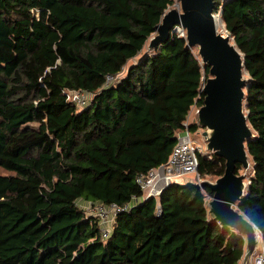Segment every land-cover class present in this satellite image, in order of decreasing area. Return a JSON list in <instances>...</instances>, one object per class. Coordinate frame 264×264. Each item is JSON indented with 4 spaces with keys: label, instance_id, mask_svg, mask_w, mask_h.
Wrapping results in <instances>:
<instances>
[{
    "label": "trees",
    "instance_id": "16d2710c",
    "mask_svg": "<svg viewBox=\"0 0 264 264\" xmlns=\"http://www.w3.org/2000/svg\"><path fill=\"white\" fill-rule=\"evenodd\" d=\"M174 3L0 0V264H241L246 241L210 213L207 186L144 200L136 181L200 129L185 123L209 68L182 25L125 69ZM216 13L245 57L254 175L239 210L264 241V0H216ZM198 172L219 178L225 161L199 154ZM89 202L132 209L103 240Z\"/></svg>",
    "mask_w": 264,
    "mask_h": 264
},
{
    "label": "water",
    "instance_id": "95a60500",
    "mask_svg": "<svg viewBox=\"0 0 264 264\" xmlns=\"http://www.w3.org/2000/svg\"><path fill=\"white\" fill-rule=\"evenodd\" d=\"M182 12L168 11L156 27L149 49L165 44L172 28L182 25L188 47H198L201 62L209 68L203 83L204 104L198 110L200 128L205 129L207 149L225 161V172L215 183L203 181L213 193L209 211L220 224L231 228L246 241L242 264L253 257L258 241V228L239 210L248 194L251 179L239 174L238 166L250 167L247 149L255 137L245 110L249 79L245 73V57L230 35L219 32L216 24V0H178ZM253 160V159H252ZM261 235V233H260Z\"/></svg>",
    "mask_w": 264,
    "mask_h": 264
},
{
    "label": "built area",
    "instance_id": "2783aa9c",
    "mask_svg": "<svg viewBox=\"0 0 264 264\" xmlns=\"http://www.w3.org/2000/svg\"><path fill=\"white\" fill-rule=\"evenodd\" d=\"M217 14L220 16L221 13H216L215 15L217 16ZM124 73L125 71L116 77L109 76L108 82L110 84H114L116 81L119 82ZM67 95L68 100L76 103L79 107L88 106L90 104V95L86 92H68ZM201 153V147L192 138L189 131L184 135L179 134L177 136V143L168 161L152 169L146 175L137 177L136 181L144 191V200L150 197L158 198L162 192L172 184H182L180 183V179L184 177H188L189 175L200 177L198 167L199 154ZM197 185H199V183H197ZM82 208L88 216L100 220L102 239L107 240L112 235L117 216L121 213L129 212L132 209V205L119 206L118 204L105 205L89 202L84 203ZM252 264H264L263 239L262 244L257 245V249L252 257Z\"/></svg>",
    "mask_w": 264,
    "mask_h": 264
},
{
    "label": "rangeland",
    "instance_id": "374dc122",
    "mask_svg": "<svg viewBox=\"0 0 264 264\" xmlns=\"http://www.w3.org/2000/svg\"><path fill=\"white\" fill-rule=\"evenodd\" d=\"M172 10H176L179 13L182 12L181 6H180V3L178 2V0H175V3L172 6H170V8L168 9V11H172ZM217 16L219 17L218 14H217ZM218 17H216V18H218ZM219 19L221 20V18H219ZM222 26H221V28H218V30L220 32H223L225 35H229V33L227 32V30L225 28L224 23H222ZM175 31H177V33L179 35L183 34V30L180 29V28H178V27L175 29ZM149 45H150V40L147 43V45H146L145 49L143 50V52L136 59L131 60L127 64V66L125 68L126 70H127V68L129 66H131L134 63H136L137 61H139V59H141L142 57H144L145 55H148L150 52L153 51V50H150L149 49ZM193 52L195 53V55L199 56V54H198V47L193 48ZM125 76H126V74L124 73L122 75V78H124ZM245 76H246V78L249 79L247 73H245ZM199 108L200 107H198L197 105H194L192 107V109H191V111L189 113V116L187 118V121L185 123L187 126L198 122V110H199ZM204 132H205V129L200 128L196 133H194V134H191L190 133V134H191L192 138L196 141V143L201 147V149H202V153L201 154L204 155V156H206L209 159H214L215 155L212 152L208 151V149H207V141H206V138L203 135ZM180 134L181 135L187 134V131L186 132H183V133H180ZM253 167H254V163H253L252 158L250 157V167H249V169L248 170H245L242 167H240V169H239V174H246L247 175V183L249 182V180L254 175L253 174ZM217 179H218V177H216V176H206V177L201 178V177H198V176L189 175L188 177H184V178L180 179V183H182V184H188V183H196L197 184V183H199V185H201V183L203 181H208V182H211V183H215V181ZM211 200H212V198H210V196H208L209 203H210ZM208 206H209V204H208ZM257 241H258V244H262V237L260 235V232H258V231H257ZM241 264H242V261H241ZM248 264H252V258H251V260L249 261Z\"/></svg>",
    "mask_w": 264,
    "mask_h": 264
},
{
    "label": "bare ground",
    "instance_id": "6f19581e",
    "mask_svg": "<svg viewBox=\"0 0 264 264\" xmlns=\"http://www.w3.org/2000/svg\"><path fill=\"white\" fill-rule=\"evenodd\" d=\"M218 17V16H217ZM220 18V16L218 17V18H216V24H217V27L218 28H221V26H222V21L219 19ZM223 27V26H222ZM220 32V31H219ZM223 33V32H222ZM224 34V33H223Z\"/></svg>",
    "mask_w": 264,
    "mask_h": 264
}]
</instances>
